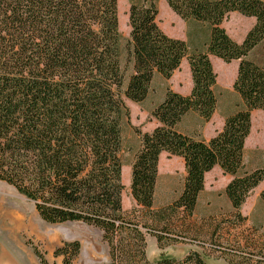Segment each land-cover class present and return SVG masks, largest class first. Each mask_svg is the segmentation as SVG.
I'll list each match as a JSON object with an SVG mask.
<instances>
[{"label": "trees", "instance_id": "16d2710c", "mask_svg": "<svg viewBox=\"0 0 264 264\" xmlns=\"http://www.w3.org/2000/svg\"><path fill=\"white\" fill-rule=\"evenodd\" d=\"M182 21L207 27L205 41L189 53L187 43L167 36L157 25L152 0L131 5L125 80L118 30L117 0H0V182L32 202L39 218L51 225L82 223L102 232L109 264H204L197 252L181 260L145 258V233L151 225L125 220L121 199V131L129 120L125 101L141 104L155 75L169 80L182 60L189 66L188 96L166 89L151 112L157 123L137 133L140 147L130 165V195L151 212L158 158H181L185 178L167 208L193 213L203 190L204 174L218 166L231 177L223 194L234 218L264 179L263 165L244 171V143L251 114L264 112V68L248 59L264 42V0H164ZM230 13L255 20L241 43L221 27ZM215 57L237 61L232 91L239 109L224 116L222 129L208 141L180 133L177 125L189 112L204 123L217 106ZM264 202V190L260 193ZM165 210L157 216L165 218ZM155 218V216H153ZM160 245L161 237L155 236ZM256 243V242H255ZM231 247L228 264H264V244ZM77 242L55 251L71 264ZM40 264H47L34 250Z\"/></svg>", "mask_w": 264, "mask_h": 264}, {"label": "rangeland", "instance_id": "374dc122", "mask_svg": "<svg viewBox=\"0 0 264 264\" xmlns=\"http://www.w3.org/2000/svg\"><path fill=\"white\" fill-rule=\"evenodd\" d=\"M141 1L117 0L121 65L125 80L131 74V69L125 64V45L130 31L128 11L131 5H138ZM152 4L158 12L156 21L161 31L169 37L184 39L188 47L192 46L189 47L190 54L196 46L204 43L207 33L204 24L182 21L170 11L164 0H152ZM240 17L243 18L241 15ZM240 21L241 19L237 21L228 15L222 23L227 31L234 35ZM245 23L247 27L248 22ZM254 24L255 22L249 30ZM248 59L264 68V42L249 55ZM213 71L215 74L220 73L216 66ZM187 73L188 70L186 72L182 69L180 74L187 76ZM176 77L178 73L174 79ZM169 81L170 79L164 80L161 76L155 75L144 102L135 104L125 101L129 110V120L122 126L119 153L122 163L121 182L124 187L122 200L125 207L127 198L131 199L129 166L140 147V136L137 133H150L156 127V122L150 115L162 101L165 90L169 89ZM216 95L217 100L219 99V113L230 115L239 109L238 97L232 90L218 89ZM251 124L254 128L253 134L244 144L245 172L263 165L264 112L254 111L251 114ZM161 159L164 161L168 156L162 155ZM164 185L165 181L160 180L151 212L137 206L124 215L126 221L138 224L139 227L147 223L156 229L154 232L142 230L145 233V258L149 262L157 261L160 256L181 260L189 253L197 252L204 264H228L225 257L234 252L231 247L237 244L244 246V240L256 242V246H260L261 242L264 244V202L259 196L264 190V179L241 207L240 215L244 218L242 221L234 218L232 212H226L222 205L219 210L197 211L193 213L192 219L187 218L181 211L171 214L167 208L173 202L171 198L178 197L182 184L175 182L176 187L170 190L165 189ZM162 210L166 211L163 221L157 216ZM155 236L161 237L160 245ZM73 242H77L80 249L71 264H109V248L103 241L99 229L82 223L47 224L39 218L32 202L19 195L12 187L0 182V264H40L34 250L39 252L47 264H62L63 258L54 254L56 249Z\"/></svg>", "mask_w": 264, "mask_h": 264}, {"label": "crops", "instance_id": "0c3cea01", "mask_svg": "<svg viewBox=\"0 0 264 264\" xmlns=\"http://www.w3.org/2000/svg\"><path fill=\"white\" fill-rule=\"evenodd\" d=\"M229 17L234 18V20L237 21L241 19L240 23L236 26V33L234 35L230 34L227 31V29L224 27V23H222L221 27L224 28L226 34L234 42L241 43L245 35L247 34L250 26H252L253 22L255 21L253 18H248V19L244 17L242 18L237 13H230ZM245 22H248L247 27L245 26L246 25ZM181 40L184 41V39ZM210 63L212 65V68L216 66L220 69V73L216 74V92L218 91V89L231 91L232 84L236 77L238 62L232 61L229 64H226L215 57H210ZM182 69H185L186 72L188 70L187 76L180 74ZM177 73H178V77L174 79L175 74ZM191 88H192V83L190 78L189 66H188V62L184 59L180 64L179 70L175 71L171 76L169 81V89L182 96H188L191 91ZM223 115L225 114L219 113V99H218L216 110L209 122L204 123L197 114L189 112L182 117L181 121L177 125V130L180 133L191 136L192 138L208 141L212 137H214L217 132H219L222 129L224 122ZM253 131L254 128L251 124L250 133L244 144H246V142L251 138ZM162 155L168 156L166 153H162L159 155L155 193L157 191L160 180L165 181L164 188L170 190L176 187V185H174L175 182L178 184H182V181L185 178V170L182 159L171 156L168 157V159L162 161L161 159ZM121 173H122V169H121ZM230 181H231V177L228 175H224L218 166H214L209 172L205 173L203 180V190L200 192V194L197 197L194 213L200 210H203L205 212H210L215 209L219 210L220 205L223 206L224 210L229 211L230 203L223 194V191L226 185ZM121 205L124 214L128 213V211L131 208L137 207L132 197L130 200L129 198H127L126 207L124 206L123 200L121 199Z\"/></svg>", "mask_w": 264, "mask_h": 264}, {"label": "bare ground", "instance_id": "6f19581e", "mask_svg": "<svg viewBox=\"0 0 264 264\" xmlns=\"http://www.w3.org/2000/svg\"><path fill=\"white\" fill-rule=\"evenodd\" d=\"M11 216H13V215H11Z\"/></svg>", "mask_w": 264, "mask_h": 264}]
</instances>
